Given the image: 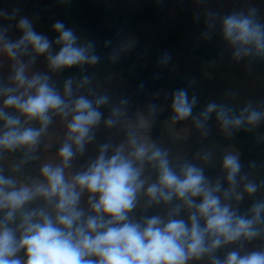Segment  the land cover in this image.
Listing matches in <instances>:
<instances>
[{
  "label": "clouds",
  "instance_id": "9594fccd",
  "mask_svg": "<svg viewBox=\"0 0 264 264\" xmlns=\"http://www.w3.org/2000/svg\"><path fill=\"white\" fill-rule=\"evenodd\" d=\"M259 11H210L201 35L218 32L234 62L264 63ZM51 29L54 39L19 6L0 8V264H264V179L243 171L239 151L223 150L216 178L205 174L215 166L211 150L174 156L151 136L165 111L153 102L159 94L143 107L115 96L110 77L88 74L101 61L95 43L60 20ZM129 47L108 59L116 63ZM170 60L164 52L158 63ZM73 68L79 75L61 79ZM169 97L170 126L191 121L184 139L193 130L206 139L213 118L226 138L264 125V104L251 100L238 110L209 100L194 113L200 100L188 88ZM56 124L63 131L55 156L32 174L25 166L41 160L42 145L53 146L46 137ZM101 131L107 136L97 143ZM89 145L95 155L76 167ZM246 197L252 203L241 211Z\"/></svg>",
  "mask_w": 264,
  "mask_h": 264
},
{
  "label": "trees",
  "instance_id": "16d2710c",
  "mask_svg": "<svg viewBox=\"0 0 264 264\" xmlns=\"http://www.w3.org/2000/svg\"><path fill=\"white\" fill-rule=\"evenodd\" d=\"M106 0H68L65 3L66 9L73 14V19L82 32L95 43L97 54L101 61L95 67L108 68L115 72H122L132 83V91L126 96L130 98L135 106L142 105L148 100L151 94L160 89L168 90L169 94L178 88H188L189 97L193 95L189 85L181 78L171 80L167 74L165 77L157 76L160 73L150 68L143 62V57L148 56L157 65L162 53L176 49L184 53L188 58H203L206 61H216L221 58V51L214 49L207 43L200 46H182L179 44L180 33L176 29H170L155 42L146 38L140 28L143 26L154 27L163 17L164 12L157 6H152L147 11L132 10L126 18L116 19L113 13L106 7ZM112 2L114 0H107ZM1 4V0H0ZM33 13L40 16L44 21L50 18V12L34 9ZM131 44L126 51H123L116 63H112L108 57L114 49L121 45ZM253 68L264 77V63L252 61ZM79 75L76 68L67 70L61 79L69 75ZM202 105L197 104L194 113L202 110ZM168 118L161 114L157 123L152 129L151 136L159 140L162 125ZM209 125H217L213 118ZM234 147L241 155V162L244 164V172H254L248 167L250 161L255 160L259 165L260 152L263 150V143L252 133L241 130L232 138H217V163L216 166L209 165L206 168V175L213 178L219 169V160L226 148ZM195 156L191 154L188 159ZM260 171L264 168H258ZM264 179V175H263ZM226 186V185H225ZM149 214H152L151 212ZM223 253H221V256Z\"/></svg>",
  "mask_w": 264,
  "mask_h": 264
},
{
  "label": "rangeland",
  "instance_id": "374dc122",
  "mask_svg": "<svg viewBox=\"0 0 264 264\" xmlns=\"http://www.w3.org/2000/svg\"><path fill=\"white\" fill-rule=\"evenodd\" d=\"M38 2L40 6L47 8V11L54 10V18L52 24L60 20L65 24L64 15H67L69 22L65 24L67 27L73 28L77 34L84 40H90L78 27L73 19V14L63 6L68 0H33ZM13 3L12 1H9ZM106 7L113 13L116 19H123L135 8V0H114L112 2L105 1ZM141 32L151 39L159 36V28L151 29L144 28ZM55 38V37H54ZM179 44L182 46H190L186 38L180 39ZM167 53L170 54L171 60L165 66L157 65L151 61L148 56L143 57V62L150 68L157 70L160 73H165L171 80L181 77L188 85L191 81L195 84L190 87L193 94L199 97V104H204L211 101L226 102L239 109L247 101L251 100L257 105L264 104V77L256 70H253L251 63L247 60L234 62L231 57H221L216 61H206L203 58H188L184 53L172 49ZM159 94V97L153 102L165 106V111L162 114L171 115L170 97L165 100V95L169 94L168 90L160 89L156 93L151 94L141 106L152 100L154 94ZM185 126L191 127V121L180 122L175 127L170 126L168 118L162 125V130L159 140H163L166 146L173 150V155L187 158L191 154L196 157L197 153L203 149L211 150L215 154V166L217 163V138H226L219 130L217 125L210 126V134L206 139H201L193 130L192 134L187 139L183 138L181 129ZM257 138L264 135V125L256 132H253ZM158 140V141H159ZM260 140V139H259ZM261 141V140H260ZM264 145V141H261ZM234 148V147H230ZM236 149V148H234ZM237 150V149H236ZM260 161L264 162V148L260 152ZM220 175L219 169L213 178ZM252 175L257 180L263 179L264 169L252 172ZM252 203V200L245 198L241 205V211L247 209Z\"/></svg>",
  "mask_w": 264,
  "mask_h": 264
},
{
  "label": "crops",
  "instance_id": "0c3cea01",
  "mask_svg": "<svg viewBox=\"0 0 264 264\" xmlns=\"http://www.w3.org/2000/svg\"><path fill=\"white\" fill-rule=\"evenodd\" d=\"M13 3L8 2V0H1L0 8H7L9 11L13 7L19 6L22 9V14L28 15L30 17H36V29L48 35L50 38L54 39L55 33L51 29L52 20L54 18V10H48L50 14L49 20L46 22L40 16L33 13L34 9L46 10L47 8L40 6L38 2L33 0H9ZM134 10L147 11L152 6L159 7L164 12V17L154 26L148 27L143 26L140 28H159V36L155 39H151L145 34H143L150 41L155 42L161 36H163L170 29H176L180 33V39L186 38V41L193 46H200L207 43L214 49L221 51L223 56L230 57V52L227 47L220 40L218 32L213 36L211 40H205L201 33L206 30V17L207 14L211 12H219L221 15L230 13L237 10H245L249 7H257L260 11L261 19H264V0H135ZM65 6V4H63ZM66 8V7H65ZM128 16V15H127ZM126 16V17H127ZM65 24L69 22L67 15H64ZM15 35V33H14ZM251 67L252 66V62ZM38 67L43 70L42 60L37 62ZM78 70V69H77ZM253 70H255L253 68ZM3 73L7 74V65L5 64ZM79 71V70H78ZM95 73L97 78L104 82L106 77H110V80L106 83V87L110 88L115 96L126 97L132 91V83L124 73L115 72L108 68L94 67L88 70V74ZM62 78V77H61ZM159 91V90H158ZM156 93V92H155ZM141 106V105H140ZM107 114V113H105ZM62 128L56 124L50 129V134L46 137V142L51 143L53 146L49 148H44L41 146L42 154L41 160L34 162L31 165L25 166L28 171L32 174H36L37 169L41 163L47 159H52L55 156L56 150L59 146V138L62 134ZM107 134L103 131L99 132L97 135V143H102L105 141ZM158 141V140H157ZM97 145H89L88 151L84 157L79 158L75 164L79 167L89 156L95 155ZM14 162L13 157H9L5 163Z\"/></svg>",
  "mask_w": 264,
  "mask_h": 264
},
{
  "label": "water",
  "instance_id": "95a60500",
  "mask_svg": "<svg viewBox=\"0 0 264 264\" xmlns=\"http://www.w3.org/2000/svg\"><path fill=\"white\" fill-rule=\"evenodd\" d=\"M157 76H160V77H165V75L164 74H162V73H155Z\"/></svg>",
  "mask_w": 264,
  "mask_h": 264
}]
</instances>
